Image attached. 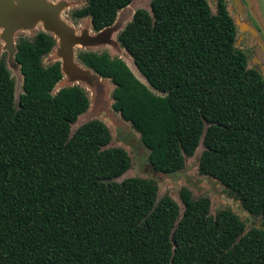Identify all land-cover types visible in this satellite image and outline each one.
I'll list each match as a JSON object with an SVG mask.
<instances>
[{"label":"trees","instance_id":"trees-1","mask_svg":"<svg viewBox=\"0 0 264 264\" xmlns=\"http://www.w3.org/2000/svg\"><path fill=\"white\" fill-rule=\"evenodd\" d=\"M75 19L99 32L134 0H82ZM116 36L144 80L119 58L82 52L80 63L108 80L111 109L138 134L154 173L183 168L198 144V174L231 193L254 219L209 214L205 197L181 189L182 205L156 199L151 180L130 177L124 150L106 147L97 120L70 125L88 107L76 86L52 92L59 63L42 32L18 38L14 83L0 59V264H264V88L234 45L223 8L206 0H149ZM150 87L152 90H149Z\"/></svg>","mask_w":264,"mask_h":264},{"label":"rangeland","instance_id":"rangeland-1","mask_svg":"<svg viewBox=\"0 0 264 264\" xmlns=\"http://www.w3.org/2000/svg\"><path fill=\"white\" fill-rule=\"evenodd\" d=\"M18 1V0H16ZM28 5L37 1H43L54 7L53 16L48 20L46 28L40 17L29 21L23 19L15 23L9 34V41L2 40L0 28V59L4 62L7 71L14 83V100L21 92V77L18 66L12 59L13 45L18 38L31 40L38 32L49 34L54 45L50 52L45 55L41 62L44 67L53 62H58L62 69L60 81L53 89V93L59 88L76 86L80 88L88 99L86 111L79 115L76 121L70 125V132L90 120L100 121L107 129L110 141L106 147H117L124 150L129 158V168L115 182L130 177L145 178L152 181L156 187V199L168 196L177 206L179 213L182 205L178 193L181 189L187 190L192 199L199 197L207 198L209 202V214L214 215L219 210H230L245 225V231L254 223V219L245 214L235 197L223 188L217 181L210 177L202 176L197 171V161L202 151L198 145L191 157H184L183 168L168 175L154 173L146 162L147 151L140 145L138 134L135 133L128 123L121 120L118 113L111 109L112 84L97 77L93 72L85 68L78 59L82 52L105 53L109 57L122 60L133 75L142 83L144 80L135 70L129 56L119 47L116 36L124 25L130 21L136 9L149 10V0H134L126 8L117 12L112 26L101 32H93L89 27L87 17L75 19L71 16L74 10L83 6L82 0H24ZM211 14L216 12L215 0H206ZM68 29L73 40L69 41L70 54L67 56L62 44L63 35L55 34L54 30Z\"/></svg>","mask_w":264,"mask_h":264},{"label":"flooded vegetation","instance_id":"flooded-vegetation-1","mask_svg":"<svg viewBox=\"0 0 264 264\" xmlns=\"http://www.w3.org/2000/svg\"><path fill=\"white\" fill-rule=\"evenodd\" d=\"M234 27V45L245 56L246 67L261 78L264 88V0H215Z\"/></svg>","mask_w":264,"mask_h":264},{"label":"water","instance_id":"water-1","mask_svg":"<svg viewBox=\"0 0 264 264\" xmlns=\"http://www.w3.org/2000/svg\"><path fill=\"white\" fill-rule=\"evenodd\" d=\"M54 11H55V9L52 5L47 4L43 1H37L33 5H28L24 0H18V1H16V0H0V28L2 29V34H1L2 40L6 43L9 41L10 32L12 31L15 23L21 19H23L25 21H29L35 17H40L42 19L43 25L46 28H51L50 26H48V20L50 19L51 16H53ZM148 13L151 14L150 9L148 10ZM105 29H107V28H105ZM105 29H103L101 31H104ZM101 31H99V32H101ZM54 32H56L55 34L64 36L63 37L64 42H63L62 46H63L64 50L66 51V55L68 56L71 52L70 46H69V41L74 39V38H72L70 31L68 29H62V30L57 29V30H54ZM42 33H44V32H42ZM11 50H12V59H13V56L15 53V44L13 45V49H11ZM59 70H60V73L62 76V69L60 67V64H59ZM148 89L152 90L150 87H148Z\"/></svg>","mask_w":264,"mask_h":264}]
</instances>
